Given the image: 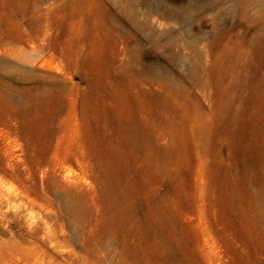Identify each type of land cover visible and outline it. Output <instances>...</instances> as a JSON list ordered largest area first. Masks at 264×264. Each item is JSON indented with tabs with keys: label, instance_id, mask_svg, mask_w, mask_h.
<instances>
[{
	"label": "rangeland",
	"instance_id": "374dc122",
	"mask_svg": "<svg viewBox=\"0 0 264 264\" xmlns=\"http://www.w3.org/2000/svg\"><path fill=\"white\" fill-rule=\"evenodd\" d=\"M0 264H264V0H0Z\"/></svg>",
	"mask_w": 264,
	"mask_h": 264
}]
</instances>
